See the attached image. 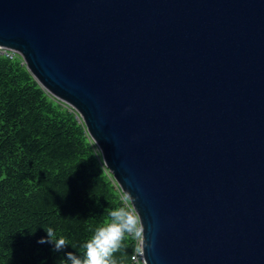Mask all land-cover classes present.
Instances as JSON below:
<instances>
[{
  "label": "water",
  "instance_id": "water-1",
  "mask_svg": "<svg viewBox=\"0 0 264 264\" xmlns=\"http://www.w3.org/2000/svg\"><path fill=\"white\" fill-rule=\"evenodd\" d=\"M0 45L83 120L145 264H264V0H0Z\"/></svg>",
  "mask_w": 264,
  "mask_h": 264
},
{
  "label": "trees",
  "instance_id": "trees-1",
  "mask_svg": "<svg viewBox=\"0 0 264 264\" xmlns=\"http://www.w3.org/2000/svg\"><path fill=\"white\" fill-rule=\"evenodd\" d=\"M132 208L105 167L86 126L53 97L21 57L0 55V264H68L67 252L109 221V211ZM67 238L61 251L45 228ZM137 239L125 235L116 264H137Z\"/></svg>",
  "mask_w": 264,
  "mask_h": 264
},
{
  "label": "clouds",
  "instance_id": "clouds-1",
  "mask_svg": "<svg viewBox=\"0 0 264 264\" xmlns=\"http://www.w3.org/2000/svg\"><path fill=\"white\" fill-rule=\"evenodd\" d=\"M108 215L109 221L97 227L93 235L82 244V254L67 252L65 260L68 264H116L114 253L120 249L126 234L144 243L143 224L135 210L121 206L110 210ZM45 231L47 236L41 237L38 243H51L56 251L69 245L67 238L58 236L52 227L45 228ZM135 251L143 255L144 247L139 246Z\"/></svg>",
  "mask_w": 264,
  "mask_h": 264
},
{
  "label": "built area",
  "instance_id": "built-area-1",
  "mask_svg": "<svg viewBox=\"0 0 264 264\" xmlns=\"http://www.w3.org/2000/svg\"><path fill=\"white\" fill-rule=\"evenodd\" d=\"M0 55L1 56H6L8 58L14 59L15 57H21L20 54L18 52H16L15 50L6 48L4 46L0 45ZM22 58V57H21ZM23 59V58H22ZM23 62L25 63V61L23 60ZM133 209V207H132ZM134 210V209H133ZM142 246L141 242L137 240V247ZM132 259L137 263V264H145L144 261V256L143 255H139L137 254V252L135 251L132 254Z\"/></svg>",
  "mask_w": 264,
  "mask_h": 264
}]
</instances>
